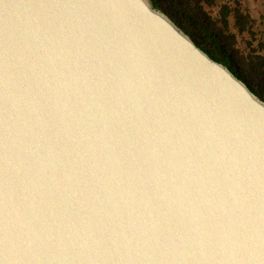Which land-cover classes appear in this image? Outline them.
Wrapping results in <instances>:
<instances>
[{"label": "water", "instance_id": "obj_1", "mask_svg": "<svg viewBox=\"0 0 264 264\" xmlns=\"http://www.w3.org/2000/svg\"><path fill=\"white\" fill-rule=\"evenodd\" d=\"M0 264H264V101L148 0H0Z\"/></svg>", "mask_w": 264, "mask_h": 264}, {"label": "trees", "instance_id": "obj_2", "mask_svg": "<svg viewBox=\"0 0 264 264\" xmlns=\"http://www.w3.org/2000/svg\"><path fill=\"white\" fill-rule=\"evenodd\" d=\"M148 1L264 101V21L255 25L241 0Z\"/></svg>", "mask_w": 264, "mask_h": 264}, {"label": "rangeland", "instance_id": "obj_3", "mask_svg": "<svg viewBox=\"0 0 264 264\" xmlns=\"http://www.w3.org/2000/svg\"><path fill=\"white\" fill-rule=\"evenodd\" d=\"M241 2L250 16L255 20V25L264 21V0H241Z\"/></svg>", "mask_w": 264, "mask_h": 264}]
</instances>
